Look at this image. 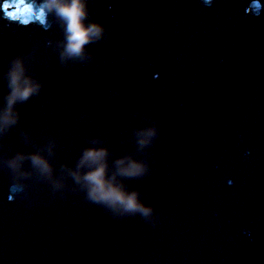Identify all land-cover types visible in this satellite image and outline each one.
Returning a JSON list of instances; mask_svg holds the SVG:
<instances>
[{
    "label": "water",
    "instance_id": "1",
    "mask_svg": "<svg viewBox=\"0 0 264 264\" xmlns=\"http://www.w3.org/2000/svg\"><path fill=\"white\" fill-rule=\"evenodd\" d=\"M4 3L0 101L16 57L41 88L16 105L0 160L52 138L61 183L0 163V264H264V0H87L103 34L81 58L62 57L42 0ZM145 125L156 135L139 149ZM93 139L110 164L147 161L124 183L148 218L91 202L68 174Z\"/></svg>",
    "mask_w": 264,
    "mask_h": 264
},
{
    "label": "clouds",
    "instance_id": "2",
    "mask_svg": "<svg viewBox=\"0 0 264 264\" xmlns=\"http://www.w3.org/2000/svg\"><path fill=\"white\" fill-rule=\"evenodd\" d=\"M211 0H205L210 3ZM42 7L59 19L63 26L64 41L62 57L81 58L85 55V46L99 40L103 27L88 19L87 0H42ZM5 78L8 91L0 101V135L19 119L17 104L27 102L41 88L40 82L28 74L21 57L14 58L6 69ZM154 125H145L134 130L135 143L139 149L150 145L156 135ZM55 140L49 138L44 146H37L27 154L16 152L3 158L5 164L14 173L23 176V161L27 159L31 167L41 176L49 179L54 188L60 187V181L53 175L49 155L53 152ZM47 153V154H45ZM62 167L67 168L66 165ZM147 161L131 153L115 157L109 162L108 148L93 139L83 146L76 158L75 165L67 168L68 174L81 187L86 197L117 215H140L148 218L153 209L145 204L135 188H129L124 179H132L147 173Z\"/></svg>",
    "mask_w": 264,
    "mask_h": 264
},
{
    "label": "snow or ice",
    "instance_id": "3",
    "mask_svg": "<svg viewBox=\"0 0 264 264\" xmlns=\"http://www.w3.org/2000/svg\"><path fill=\"white\" fill-rule=\"evenodd\" d=\"M38 5V0H36V6ZM33 6V5H32ZM9 7V5L7 4V3H4V4H0V14H2L3 15V10H5L6 8H8ZM4 16V15H3ZM5 18H7V19H9V20H13V21H16V19L15 18H11V17H6V16H4ZM21 25H23V26H27V25H29V23H30V21H18Z\"/></svg>",
    "mask_w": 264,
    "mask_h": 264
}]
</instances>
